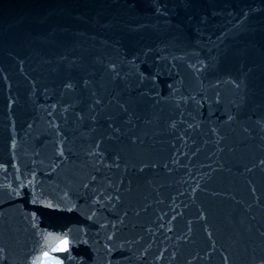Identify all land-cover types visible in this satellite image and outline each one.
Here are the masks:
<instances>
[{"label": "snow or ice", "instance_id": "snow-or-ice-1", "mask_svg": "<svg viewBox=\"0 0 264 264\" xmlns=\"http://www.w3.org/2000/svg\"><path fill=\"white\" fill-rule=\"evenodd\" d=\"M167 10H168V5L167 3H163V2L160 3L159 7L155 8L156 13L162 16L167 15ZM252 11H255V10L249 9V13ZM249 13H245V18H247ZM8 55L11 56L12 54L8 53ZM15 58L16 57H13V59ZM174 59H182V57L180 58L174 57ZM20 63L22 64L23 61L21 60ZM129 63L132 64L133 61H129ZM187 67L191 69L193 73H202L206 71L209 67H211V65L208 63H205L202 60H197L196 64L190 63L187 65ZM105 69H106V72L110 75V77L113 80L120 78L121 73L115 61H112L109 64L105 65ZM250 72H252V68H249L248 71L243 74V78L233 77L223 82L231 84L236 90H241V89L246 90L248 87L246 83V78L248 76V73ZM3 79L7 81L8 76L6 75L3 76ZM90 83L91 81L88 79H83L82 81L83 87L85 88H87L90 85ZM76 86H77L76 83L71 78L63 82V87L66 90H75ZM217 86L218 85H213V87H217ZM141 95H144V93H141ZM92 96L94 97V99L92 102V106H90L89 111L95 114L91 115L89 118L95 122L97 121V118L100 115V113L104 111V108L102 107L103 98L98 97L95 92H92ZM204 98L206 97H202V99ZM188 99L194 101L197 105L200 104V101L196 100L194 96H190L188 97ZM246 99H247L246 95H241L239 97V101H240L239 103H237V101L235 100L231 101L230 103L235 105L237 108H239L243 103L246 102ZM9 101H10L9 107H11V105L16 102L11 97H9ZM108 103L112 104V101L109 100ZM215 103L216 104L221 103V94L219 92L215 93ZM129 105H130V101H124L123 103H121L119 100L116 101V106L120 110V113L128 115V119L123 121V123L131 125L133 124L132 117L135 115V113L131 110ZM262 106H264V104H262ZM97 108L100 109L99 112L96 111ZM67 110L68 109L65 108V111ZM226 115H227V120L225 121V123H230L236 120V117L233 114H231L230 111L227 112ZM79 118L83 120L85 117L80 116ZM106 119L110 122L108 127L112 128L113 133H119L121 135L125 134L122 132L120 127H113L111 122H113L116 119L115 116L108 115ZM145 123L150 124L152 123V121L148 120V121H145ZM255 124L261 129V131H264V117L257 119L255 121ZM176 126H177L176 122H172L170 124V127L172 128H176ZM29 127H31V125H29ZM93 131H95V129H93ZM211 131L213 133H216L217 130L211 129ZM243 131L245 133H248L249 128L245 127L243 128ZM112 138H113L112 136L108 137V139H112ZM224 139H225L224 136H220V139L216 141L217 145H219L220 140H224ZM128 140H129L130 145H133V146L137 145L138 142L143 143V140L141 139V137L136 135L135 133H133L132 135H129ZM261 140L264 141V136L261 137ZM15 146H16V143L13 140L12 147L15 148ZM94 148L99 149L100 143L99 142L96 143L94 145ZM262 148H264V145H262ZM218 150L221 152L224 151L223 148H219ZM230 151H235V149H230ZM56 155L58 157H65V152L62 146L56 150ZM88 155L98 157V156H101L102 153H99L97 151H89ZM118 159H119V154H117V158L116 160H114L113 165H108V167L111 168L112 166H115L116 168H119L120 165L117 162ZM257 159H258V162H257ZM257 159H253L251 161V164H252L251 167H249L248 165H245V171L253 172L254 169L259 168L261 172H264V155L260 156ZM50 167L52 168L53 171H55L56 168L59 167V165L55 164V162L53 161ZM131 167L136 168V170L139 173H143L145 171V168L157 167V163L151 160H147V161L141 160L139 166L133 163L131 164ZM164 167H167V165L165 164ZM0 169H4L5 172L7 171V167L4 164H0ZM125 171H127V166H126ZM17 179L19 180V178ZM34 179H35V175L33 173L32 180L29 181V184L33 183ZM95 180H96L95 176H90V177H87V179L80 178L78 184L75 181H70L69 185L67 186V190L61 189L60 192L62 194L57 193L58 202H56L55 204L52 202H49L45 204L44 207L48 209H52V208L59 209L61 203H64L65 205L69 204L71 202L69 199L70 193L75 192L79 194L80 189L88 190L90 188V185L93 184ZM119 183L123 184V180L121 179ZM249 183H251V181ZM113 186L114 185L111 183L108 185L109 188H112ZM3 187L7 190L9 196H12V195L19 196L21 189L25 187V183L23 180H19V183L17 184L16 187H13L11 184L3 185ZM197 187H199V185H197ZM195 190L196 189H193L194 192ZM126 191L127 192L132 191L131 181H129V187L126 189ZM256 191L257 189L255 187L251 188V192L253 195L256 193ZM115 193H116L115 195H112L110 193H107L106 190L104 192H100L99 189L93 188L91 190V196L96 197L93 200V204L100 205L101 207L110 206L111 209H115L117 207V203L122 202L123 200L122 196L120 195V189L118 187L115 188ZM42 195L43 193H34L32 196V201H31L32 204H40ZM212 195H219V193H212ZM256 201H257V206H260L259 197H256ZM237 203H239V201ZM247 207L248 209H251L253 205L248 204ZM66 210L72 211L73 209L71 207H67ZM208 212H209L208 208L200 207L198 209L197 219L205 221L204 232L207 235V242H211L210 247L212 249V252H215L218 241L213 239L215 232L208 230V227H207ZM135 214L137 216L140 215L139 211H137ZM96 215L97 214L95 211H91V214L87 216V219L94 220ZM127 216H128V211L125 210L123 212V216L119 217L118 219L119 225L124 226L125 218ZM28 218H29L28 215L25 214V219H28ZM173 219H175V216H173ZM251 219L255 220L256 217L252 216ZM35 220H36V213L34 212L31 214V222L33 224V227H37V225L35 224ZM241 223H245V221L241 220ZM109 226L111 227V229H114V230L117 229V224L111 223V221H109L106 224L104 223L100 224L101 230H105V233H106L104 237L105 243L101 247L95 248L94 251L97 252V258L99 260V264H121L120 260L117 259V257L124 255V252L122 251V249L124 248V245L123 244L117 245V243L115 242L117 233L116 231H112L109 234L107 231L109 229ZM161 227H163V225H161ZM262 227H264V224H262ZM246 230L249 234V238L252 240V244L248 248H245L244 255H242L241 252L236 247L233 246V243L235 242L228 243L227 245L225 243L220 244V247L224 250V252L228 253V255H224L223 252L221 253V259L224 262V264H227V262L230 259L233 260L234 264L236 261H240V264H264V231L258 228H255V226L251 224L247 226ZM71 231L72 229H68V232H64L61 234H54L52 232H48L47 234L41 233L44 243L39 247V249H33V251L36 252L37 254L31 255V256L29 253L17 252L15 249L10 248L7 242H4L2 245H0V264H65V259L74 260L75 257L71 255V252L73 250V243H74L73 239L70 238V235H69ZM80 231H83V229H81ZM148 231L151 232V229H149ZM168 231H172V229L169 228ZM192 231H193L192 224L191 222H189L187 234H190ZM187 234L179 237V239H186ZM97 235H99V233H97ZM129 242L138 243V241H126V243H129ZM207 242H206L205 248L201 250L205 253L204 255H201L200 251H197L195 253L189 252L188 255L192 256L193 259H196V260H205V259L211 258L212 253L207 251V247H208ZM84 243H87V241H84ZM97 243L99 242L97 241ZM147 251L148 249H145L146 253ZM101 252L103 253L102 255L100 254ZM165 252H167V249H164V251L159 252V254L156 256V259L158 260L165 259ZM177 256H178V253L176 251L169 253L167 257V259L169 260V264H172L173 261H176ZM61 257H64V258H61ZM88 258L91 259V257H88ZM184 264H192V261L188 260L187 257H185Z\"/></svg>", "mask_w": 264, "mask_h": 264}]
</instances>
